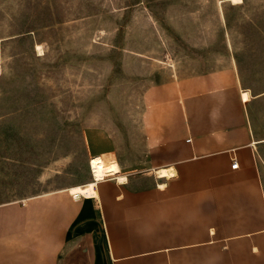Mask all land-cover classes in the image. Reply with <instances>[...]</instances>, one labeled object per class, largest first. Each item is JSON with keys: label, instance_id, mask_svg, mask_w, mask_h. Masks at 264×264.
<instances>
[{"label": "rangeland", "instance_id": "rangeland-1", "mask_svg": "<svg viewBox=\"0 0 264 264\" xmlns=\"http://www.w3.org/2000/svg\"><path fill=\"white\" fill-rule=\"evenodd\" d=\"M231 63L264 137V0H0V203L139 169L147 90Z\"/></svg>", "mask_w": 264, "mask_h": 264}, {"label": "crops", "instance_id": "crops-1", "mask_svg": "<svg viewBox=\"0 0 264 264\" xmlns=\"http://www.w3.org/2000/svg\"><path fill=\"white\" fill-rule=\"evenodd\" d=\"M259 97L236 63L151 86L143 165L103 161L116 172L92 174L98 195L0 203V264H264Z\"/></svg>", "mask_w": 264, "mask_h": 264}, {"label": "bare ground", "instance_id": "bare-ground-1", "mask_svg": "<svg viewBox=\"0 0 264 264\" xmlns=\"http://www.w3.org/2000/svg\"><path fill=\"white\" fill-rule=\"evenodd\" d=\"M233 3H241L243 0H230ZM37 48L41 51V45H37ZM250 94L248 91H244V98L246 101L250 100ZM115 168L112 165L105 164L102 159L95 158L92 162V173L97 179L104 178L109 175L115 174ZM159 174L161 176H172L174 175V171L170 169H162ZM119 181H126V177L123 175H119ZM97 181H90L84 185H74L69 187V192L74 195L76 199H79L81 196L86 195H98V191L96 190Z\"/></svg>", "mask_w": 264, "mask_h": 264}, {"label": "trees", "instance_id": "trees-1", "mask_svg": "<svg viewBox=\"0 0 264 264\" xmlns=\"http://www.w3.org/2000/svg\"><path fill=\"white\" fill-rule=\"evenodd\" d=\"M228 22H229V20H228ZM236 60H237L238 68H239V70H241V60L239 59L238 55H236Z\"/></svg>", "mask_w": 264, "mask_h": 264}, {"label": "built area", "instance_id": "built-area-1", "mask_svg": "<svg viewBox=\"0 0 264 264\" xmlns=\"http://www.w3.org/2000/svg\"><path fill=\"white\" fill-rule=\"evenodd\" d=\"M239 166V164L237 163L236 159H234V163L232 165L233 168H237Z\"/></svg>", "mask_w": 264, "mask_h": 264}]
</instances>
